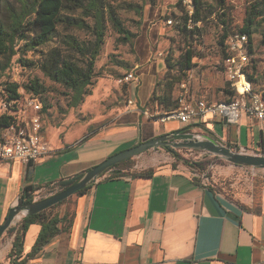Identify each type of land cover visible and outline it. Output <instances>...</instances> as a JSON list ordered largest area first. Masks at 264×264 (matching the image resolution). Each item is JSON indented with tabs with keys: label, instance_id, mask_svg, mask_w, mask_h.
Listing matches in <instances>:
<instances>
[{
	"label": "crops",
	"instance_id": "1",
	"mask_svg": "<svg viewBox=\"0 0 264 264\" xmlns=\"http://www.w3.org/2000/svg\"><path fill=\"white\" fill-rule=\"evenodd\" d=\"M164 63L157 60L154 73L135 74L134 105L119 110L117 121L100 132L78 144L49 143L53 154L29 165L0 162V226L19 206L26 187L35 190V197H46L58 182L85 174L124 146L184 128L145 115ZM205 130L226 146L264 155V122L243 114L237 124L217 122ZM148 170L150 177H133ZM110 172L74 196L69 230L26 264H264V188L230 195L215 180L174 160L162 167L138 162L115 178H109ZM67 209L64 204L61 216ZM40 231V225L30 226L24 257ZM14 237L0 244V264L10 263Z\"/></svg>",
	"mask_w": 264,
	"mask_h": 264
},
{
	"label": "rangeland",
	"instance_id": "2",
	"mask_svg": "<svg viewBox=\"0 0 264 264\" xmlns=\"http://www.w3.org/2000/svg\"><path fill=\"white\" fill-rule=\"evenodd\" d=\"M108 1L116 8L124 26L136 34V38L133 44L121 43L120 35L109 22L107 23L105 43L96 61L92 94L87 96L77 108H72L69 105L70 93L63 86L47 78L38 67H25L18 63L19 58L36 63L41 61L44 52L59 45L60 38L56 37L48 46L37 51L24 55L19 53L12 59L10 69L6 72L0 71V117L2 103L7 98L5 84H18L19 94L24 98L27 94L26 86L37 79L43 87L40 98L44 107L47 106V111L42 116L44 137L52 146L54 143L66 141L78 144L116 122L119 110L124 111L127 106H131L129 101L133 99L130 96L132 84L124 81L120 83L126 75L130 73L141 75L148 71L154 73L155 62L163 60L165 71L160 73L154 87V92L160 95L162 83L168 72L166 59L172 56V62L176 64L187 51L194 52L195 66L182 75V81L176 84L175 100L182 83H186L192 93L212 100L229 101L237 97L236 91L224 74L228 41V37L224 38V36L241 33L245 19L256 4V0H225L224 2L203 0L205 19L198 24H190L186 28L181 26L186 10L181 0ZM10 7L18 8V1L0 0V18L6 16L7 9ZM258 10L262 11V16L256 19L250 60L245 71L256 80L252 82L255 91L264 93V5ZM170 20L173 22L170 23ZM223 20L227 23H222ZM90 23L93 24L92 20ZM61 31L60 29V33ZM72 33L86 43L94 40L91 34L85 32L73 31ZM178 70L176 67L172 74L180 75H177ZM21 109L20 116H32L31 110L24 109L23 106ZM147 111L153 113L156 107L149 105ZM194 132L208 134L207 131L199 129ZM134 146L136 144L124 146L122 151ZM178 151L181 157L191 164H201L200 168L203 169L201 173L206 174L211 181L215 180L216 185L230 195H236L245 190L256 192L264 188V169L236 166L219 156L198 150L180 149ZM170 160L184 164L183 161H177L164 147L147 151L133 158L132 163H147L162 167ZM45 196L47 197V194ZM74 196L67 203V211L69 210L70 214ZM44 199L46 198L42 200ZM61 208L62 206L56 208L54 213ZM13 227L17 228V225ZM13 235L14 233L7 231L0 244L6 245Z\"/></svg>",
	"mask_w": 264,
	"mask_h": 264
},
{
	"label": "trees",
	"instance_id": "3",
	"mask_svg": "<svg viewBox=\"0 0 264 264\" xmlns=\"http://www.w3.org/2000/svg\"><path fill=\"white\" fill-rule=\"evenodd\" d=\"M19 7H10L7 9L6 16L0 18V71L6 72L11 67L12 59L19 53L37 51L48 46L56 37L60 38L59 45L51 47L44 52L43 58L39 62H29L23 58L17 61L25 67H38L40 71L51 81L63 86L70 94V107L77 108L81 105L87 96L92 94L91 87L95 75V66L100 56L102 47L105 43L107 23L109 22L113 29L120 35V42L133 44L136 34L128 30L117 14L116 8L108 0H17ZM224 2L225 0H221ZM256 4L251 8L242 33L249 36L251 46L252 38L255 34L256 19L262 16V11L258 10L264 5V0H256ZM194 12L189 14L185 10L184 22L182 28L190 24H198L205 19L203 10L205 4L203 0H193ZM213 14V12H210ZM210 14V15H211ZM92 20L93 24L90 23ZM222 23L226 24L225 20ZM60 29L62 30L60 33ZM80 31L91 34L93 41L86 43L80 41L72 32ZM234 35V34H232ZM229 36H224L230 37ZM252 48V47H251ZM195 54L187 51L174 64L172 56L166 59L168 72L165 81L162 83V93L158 95L154 92L149 105H154L156 111L167 112L176 107L177 101L174 99V91L177 83L182 81V75L191 70L195 64L193 62ZM178 67V76L172 72ZM252 82L256 80L248 75ZM28 94L38 97L43 93V87L39 80L35 79L26 88ZM6 100L13 102L15 109L13 112H20L21 96L19 94V85L15 83L5 84ZM264 95V93H262ZM41 99V98H40ZM47 111V106L44 107ZM20 113L2 114L0 117V130L15 124L21 117ZM140 144V143H139ZM138 145V144H137ZM230 147V146H229ZM177 161H183L185 165L197 170L202 174L201 164H191L184 160L179 151L172 148H165ZM132 159L116 165L112 168L109 178H115L125 175L123 172L126 167L131 166ZM153 171L148 170L133 177H150ZM84 174L75 178L62 180L46 191V194L60 193L76 184L83 178ZM58 189V190H57ZM84 189L76 195H83L87 190ZM35 190L26 187L19 199V206H25L34 202ZM45 194V195H46ZM70 198L38 214L23 220L20 225L10 228L8 231L14 233V241L8 259L9 264H26L34 259L55 236L69 230L73 213L69 210L61 216L60 212L54 213L58 207L67 204ZM40 225L41 231L37 237L35 245L31 252L24 257V245L26 234L32 225ZM60 225L62 227L60 228Z\"/></svg>",
	"mask_w": 264,
	"mask_h": 264
},
{
	"label": "built area",
	"instance_id": "4",
	"mask_svg": "<svg viewBox=\"0 0 264 264\" xmlns=\"http://www.w3.org/2000/svg\"><path fill=\"white\" fill-rule=\"evenodd\" d=\"M186 11L191 15L194 12L193 0H181ZM173 21L170 20V23ZM251 42L249 36L244 33L231 35L227 41V57L224 60V74L237 93V97L229 101H214L207 97L194 95L186 83L180 85L176 107L167 112L145 111L150 119L164 124L176 121L185 127L198 126L208 129L217 122L227 124L239 123L243 114L250 118L264 122V95L256 92L252 81L248 79L245 67L250 60ZM137 81V76L130 73L122 82ZM242 88V91L239 88ZM24 109L31 110L32 116H21L18 121L5 128L0 135V162L19 161L29 165L53 154V149L42 133V116L44 105L40 97L33 94H25L18 102ZM129 104L134 105L133 100ZM14 103L3 102L2 114H16ZM22 112V109L20 110ZM239 150V149H237ZM248 153L247 149L239 150ZM208 180L207 175L203 174ZM47 197H35L34 202Z\"/></svg>",
	"mask_w": 264,
	"mask_h": 264
},
{
	"label": "water",
	"instance_id": "5",
	"mask_svg": "<svg viewBox=\"0 0 264 264\" xmlns=\"http://www.w3.org/2000/svg\"><path fill=\"white\" fill-rule=\"evenodd\" d=\"M200 130L206 131L205 129ZM157 147H172L176 150H198L219 156L236 166L264 169V155L242 153L235 148L226 146L212 134L196 133L194 132L193 127H184L175 132L158 136L110 156L100 164L89 169L84 174L83 178L76 184L60 193L50 196L44 200L33 202L29 205L17 206L13 208L9 212L5 222L0 226V241L6 232L12 228L17 221H23L32 215L56 206L57 204L76 195L78 192L90 188L105 174L112 171V168L116 165L124 163Z\"/></svg>",
	"mask_w": 264,
	"mask_h": 264
},
{
	"label": "bare ground",
	"instance_id": "6",
	"mask_svg": "<svg viewBox=\"0 0 264 264\" xmlns=\"http://www.w3.org/2000/svg\"><path fill=\"white\" fill-rule=\"evenodd\" d=\"M239 90H240V91H242V88H241V86H240Z\"/></svg>",
	"mask_w": 264,
	"mask_h": 264
}]
</instances>
